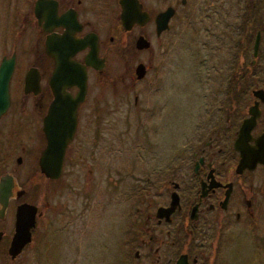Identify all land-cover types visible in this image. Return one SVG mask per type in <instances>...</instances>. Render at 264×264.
Instances as JSON below:
<instances>
[{"label": "flooded vegetation", "instance_id": "af4514ba", "mask_svg": "<svg viewBox=\"0 0 264 264\" xmlns=\"http://www.w3.org/2000/svg\"><path fill=\"white\" fill-rule=\"evenodd\" d=\"M129 2L124 24L123 0H0V264L62 262L74 240L61 222L83 219L96 198L112 207L133 170L114 196L116 230L92 227L98 252L84 258L264 264V0ZM114 111L129 129L120 141ZM73 116L60 174L48 178L46 131L64 136ZM22 167L40 183L35 199ZM22 204L36 207L31 226ZM19 232L28 239L13 253Z\"/></svg>", "mask_w": 264, "mask_h": 264}, {"label": "rangeland", "instance_id": "374dc122", "mask_svg": "<svg viewBox=\"0 0 264 264\" xmlns=\"http://www.w3.org/2000/svg\"><path fill=\"white\" fill-rule=\"evenodd\" d=\"M178 48H179V46H178ZM180 48H183V45H181ZM180 65L183 66V63H181ZM120 105L123 106L124 104L123 105L120 104ZM113 116L114 117L117 116L119 118V119H115L113 121H114V123H116L114 125L115 126L114 129L117 132L116 135L118 136V141H120V140H122L123 135L127 131H129V129L126 130L124 124L122 125L121 112L114 111ZM164 145L167 146V142H166V144H163L162 146H164ZM163 153H164V150H162V148H161L160 155H162ZM27 171H28L27 167L19 168L17 170V180L24 183V185H22V187H26L28 189H30L31 187L33 188L34 193H33L32 198L35 199V193L37 191H39L40 183L33 181L32 184H29V182H27L24 178ZM24 172H25V174H23ZM122 179L123 180L119 181L116 184V186L113 188V191H115L116 193H114L113 198H112V207L110 206L108 201H107V205H105V200L103 198H100V199L96 198L97 201L94 203V205H92L91 210L85 211V217L84 218L82 217L83 219H81V220H80V218L75 219L74 216L70 214L68 219H66L64 222H61L62 225L66 224V226H68L69 222H71V225H73V227L69 229V230H71V233H70V235H67V236H68V239L71 238L70 240H74V241L66 242V245L64 248V253H63V257H65V258H63L62 262H58V264H78V259H80V264H100V262H98V261L96 262V261L90 260L91 258L87 259L84 257H85V255L88 254L89 251H91V253L98 252V249H97L98 243L94 242L95 237H94V235H91L92 232L96 229H94L92 227L97 226V230H96L97 233L99 235H102V237H103L104 233H105V232H103L104 229L108 231L110 229V225L113 224V227L115 226V230H116V226L119 224L118 222L121 219V217H120L121 213H119V211H117V206L119 208L120 205L118 203L114 202L115 201L114 196L118 195V197L120 199L121 194L119 192L122 191V188L125 187L126 183H128V187H130L134 184V182H136L137 173L135 170H133L130 173H128L127 179H126V176H123ZM50 183H52V184H50L49 187L56 188V191H54L52 194V202H54V204H56L57 202H59L61 200V197H60V195H61L60 191L61 190L58 189V186L60 184L58 181L50 182ZM33 184H34V186H32ZM39 202L41 203V200ZM40 207H41V205H40ZM53 207H55V206L53 205ZM117 213L119 215H117ZM111 216H112V218H109ZM75 226H76V229H73ZM97 233H96V235H97ZM72 234L74 235L75 238L73 237ZM77 242H79L80 247H76ZM94 243H95V245L92 248L91 246ZM78 250L80 251V254H78ZM103 250L104 249H101L100 252ZM84 252H85V254H84ZM88 260L90 261L89 263H84V261H88Z\"/></svg>", "mask_w": 264, "mask_h": 264}, {"label": "water", "instance_id": "95a60500", "mask_svg": "<svg viewBox=\"0 0 264 264\" xmlns=\"http://www.w3.org/2000/svg\"><path fill=\"white\" fill-rule=\"evenodd\" d=\"M123 4H125V7H123L124 10V24L127 23L128 20L131 18V14L133 13V8L130 5L129 0H123ZM138 10V9H137ZM141 16L143 18H146L145 13L141 11ZM168 13H163L160 15V19L158 23H160L161 28L165 27L166 20L168 18ZM10 66V65H9ZM57 75V72H56ZM9 72L7 70H0V114L3 113L8 105V92H7V80H8ZM75 107V105H74ZM76 108V107H75ZM75 108L74 111H71L70 113L75 114ZM74 119L75 117L71 118V126L66 131V134L64 136H58L56 131H46V136L48 143L44 150L40 153L39 159H38V166L39 171L47 176L48 178H57L60 174L61 170V163H62V157L64 154V149L66 146L67 141L72 136V131L74 129ZM244 151H241V154L243 156ZM2 182V180H1ZM0 182V185H1ZM2 185L0 187V201L4 204L5 203V196H3L4 192ZM18 209H26L32 212V222L29 224L30 226L34 224L33 217H34V211L36 207L31 204H22L18 206ZM31 214V213H30ZM21 216H25V214H22ZM17 233V237L14 238L11 251L13 253L18 252L22 245L27 241V237L24 238L23 235Z\"/></svg>", "mask_w": 264, "mask_h": 264}]
</instances>
